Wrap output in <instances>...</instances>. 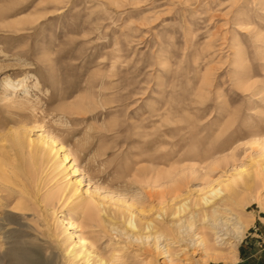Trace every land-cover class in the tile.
<instances>
[{
  "label": "rangeland",
  "instance_id": "1",
  "mask_svg": "<svg viewBox=\"0 0 264 264\" xmlns=\"http://www.w3.org/2000/svg\"><path fill=\"white\" fill-rule=\"evenodd\" d=\"M263 165L264 0H0V264H264ZM214 206L247 225L206 254Z\"/></svg>",
  "mask_w": 264,
  "mask_h": 264
},
{
  "label": "bare ground",
  "instance_id": "2",
  "mask_svg": "<svg viewBox=\"0 0 264 264\" xmlns=\"http://www.w3.org/2000/svg\"><path fill=\"white\" fill-rule=\"evenodd\" d=\"M10 85L14 89H19L21 83L12 82ZM50 144H54L53 141H51ZM50 147L53 148V145H50ZM64 158L66 159V157ZM263 171H264V165H263ZM0 180L7 181V177L5 176L4 170L3 168H1V166H0ZM222 187L226 188L225 185H222L219 183L218 188L216 187L215 189L213 188V189L207 190L208 191L207 193H204L203 195L200 196L198 200V204L201 203V205L203 206L209 204L212 201L213 197L218 196L220 192H222L221 191ZM164 192L162 193V196L164 195ZM61 197L62 196L60 193L54 192L48 195L45 199H47V201L59 202L61 200ZM182 206L179 205L178 208L181 209ZM165 207L166 206H161L156 211L155 213L156 215L153 218L147 219L142 223L140 220H136L137 218H136L135 213H133L130 210H127L128 212L127 219H126L127 227L130 228L133 232L145 230V234H141V233L133 234L136 240L142 239V238L143 239L149 238L150 236L153 235L152 237L155 240L153 242L154 247L151 248L152 249L151 251H153L154 253H159V250L157 247V241L160 239V237L162 236L164 237L166 235L165 232L169 229V227L164 226L163 221L162 222L158 221V220H162L164 215H168L167 209ZM15 208L21 209L23 207H21V205H17L15 206ZM173 213L175 215V213L177 214L178 211L173 212ZM229 214L230 212H228V216L226 217L222 216L215 206L213 207L211 214L207 213L206 210H204L203 219H206L208 221V224H209L208 228L209 230H211V233L214 236L213 239H211L212 240L211 241L209 238L210 234H207V233L199 234L198 233L197 239H199V241L197 242H199V244L202 245V247L206 251V254L210 253L211 250L215 249L214 246H218V248L219 246H222V244H224L225 242L224 240L227 237H231L235 241H239L242 238L247 224L244 223L243 221L244 219L242 220V218H240L238 214L237 215L236 213L232 214L233 217L229 216ZM193 224H194V220H193V216L191 215V217L188 220L184 219V222L181 221L180 223H178L176 230L179 229V230H182L183 232H187L189 229L191 230V228L193 227ZM111 227L115 229L113 225ZM76 237H77L76 240H74L73 237H70L72 244L68 245L65 251L66 254L69 255L71 262L79 258L78 260H82L81 261L82 264H127L124 258L122 256H119L116 253L111 254L109 258H105L91 251L84 238L80 236H76ZM167 251H169V249H167ZM141 264H153V262L147 260V261H142Z\"/></svg>",
  "mask_w": 264,
  "mask_h": 264
}]
</instances>
